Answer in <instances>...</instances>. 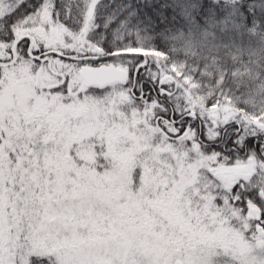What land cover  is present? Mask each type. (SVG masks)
<instances>
[{
    "label": "snow or ice",
    "instance_id": "1",
    "mask_svg": "<svg viewBox=\"0 0 264 264\" xmlns=\"http://www.w3.org/2000/svg\"><path fill=\"white\" fill-rule=\"evenodd\" d=\"M0 264H264V0H0Z\"/></svg>",
    "mask_w": 264,
    "mask_h": 264
},
{
    "label": "trees",
    "instance_id": "2",
    "mask_svg": "<svg viewBox=\"0 0 264 264\" xmlns=\"http://www.w3.org/2000/svg\"><path fill=\"white\" fill-rule=\"evenodd\" d=\"M193 38L189 35H185L182 37H177L175 43L177 47V55L179 56L180 59H183V46L186 44V42L192 40Z\"/></svg>",
    "mask_w": 264,
    "mask_h": 264
}]
</instances>
